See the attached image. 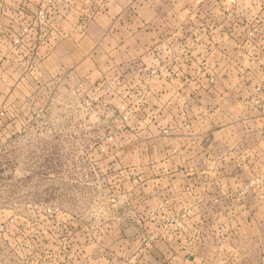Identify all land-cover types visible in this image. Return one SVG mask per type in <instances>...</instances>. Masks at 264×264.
I'll use <instances>...</instances> for the list:
<instances>
[{"label": "rangeland", "instance_id": "rangeland-1", "mask_svg": "<svg viewBox=\"0 0 264 264\" xmlns=\"http://www.w3.org/2000/svg\"><path fill=\"white\" fill-rule=\"evenodd\" d=\"M63 1L0 0V264H148L140 249L183 219L137 199L150 190L139 166L172 155L161 148L167 122L143 98L146 88L129 80L149 58L128 54L130 74L118 67L117 52L96 57L100 72L55 73L54 61H45L58 43ZM208 1L224 16L240 0ZM242 25V45L259 68L264 16ZM184 249L191 252V243Z\"/></svg>", "mask_w": 264, "mask_h": 264}, {"label": "crops", "instance_id": "crops-1", "mask_svg": "<svg viewBox=\"0 0 264 264\" xmlns=\"http://www.w3.org/2000/svg\"><path fill=\"white\" fill-rule=\"evenodd\" d=\"M86 1L92 6L62 2L58 43L45 63L54 61L55 73L92 74L103 69L96 57L117 52L130 74L127 56L149 58L129 80L146 88L143 98L167 122L161 148L172 155L139 166L150 190L137 199L183 219L140 249L142 259L264 264V64L254 67L239 37L242 24L264 16V0H240L224 16L208 0H169L164 10L161 0Z\"/></svg>", "mask_w": 264, "mask_h": 264}]
</instances>
